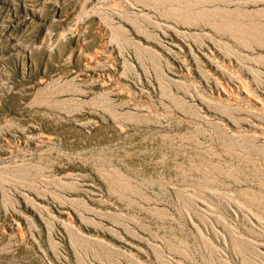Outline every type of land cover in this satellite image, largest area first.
<instances>
[{
  "label": "rangeland",
  "instance_id": "374dc122",
  "mask_svg": "<svg viewBox=\"0 0 264 264\" xmlns=\"http://www.w3.org/2000/svg\"><path fill=\"white\" fill-rule=\"evenodd\" d=\"M0 264H264V0H0Z\"/></svg>",
  "mask_w": 264,
  "mask_h": 264
}]
</instances>
